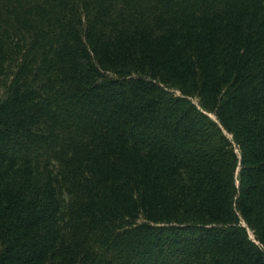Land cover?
<instances>
[{
  "label": "trees",
  "instance_id": "1",
  "mask_svg": "<svg viewBox=\"0 0 264 264\" xmlns=\"http://www.w3.org/2000/svg\"><path fill=\"white\" fill-rule=\"evenodd\" d=\"M0 264H264V0H0Z\"/></svg>",
  "mask_w": 264,
  "mask_h": 264
}]
</instances>
